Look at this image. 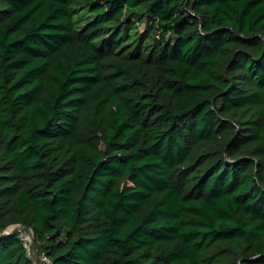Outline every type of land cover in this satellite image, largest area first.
<instances>
[{"label": "trees", "instance_id": "16d2710c", "mask_svg": "<svg viewBox=\"0 0 264 264\" xmlns=\"http://www.w3.org/2000/svg\"><path fill=\"white\" fill-rule=\"evenodd\" d=\"M264 264V0H0V264Z\"/></svg>", "mask_w": 264, "mask_h": 264}, {"label": "built area", "instance_id": "2783aa9c", "mask_svg": "<svg viewBox=\"0 0 264 264\" xmlns=\"http://www.w3.org/2000/svg\"><path fill=\"white\" fill-rule=\"evenodd\" d=\"M12 230L20 239L26 257L32 264H52L51 259L43 251H40L34 242V235L31 228L24 225H14Z\"/></svg>", "mask_w": 264, "mask_h": 264}]
</instances>
